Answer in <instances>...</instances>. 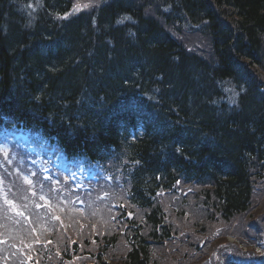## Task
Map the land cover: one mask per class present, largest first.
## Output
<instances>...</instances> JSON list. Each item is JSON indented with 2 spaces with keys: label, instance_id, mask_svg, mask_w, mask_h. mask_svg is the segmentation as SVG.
Instances as JSON below:
<instances>
[{
  "label": "trees",
  "instance_id": "obj_1",
  "mask_svg": "<svg viewBox=\"0 0 264 264\" xmlns=\"http://www.w3.org/2000/svg\"><path fill=\"white\" fill-rule=\"evenodd\" d=\"M194 41L203 56L190 52ZM263 54L264 0H0V115L68 156L138 163L137 217L125 241L111 231L97 236L85 264H178L181 250L167 259L163 248L178 226L191 221L201 235L200 218L243 216L246 229L264 220V199L263 208L254 199L264 186ZM11 96L15 104L3 111ZM120 99L137 112L116 111ZM134 117L150 135L129 143ZM175 181L194 190L197 217L184 221V202L169 217L158 204L155 191ZM21 241L51 242L36 246L30 264H73L78 253L51 234L23 233Z\"/></svg>",
  "mask_w": 264,
  "mask_h": 264
},
{
  "label": "rangeland",
  "instance_id": "obj_2",
  "mask_svg": "<svg viewBox=\"0 0 264 264\" xmlns=\"http://www.w3.org/2000/svg\"><path fill=\"white\" fill-rule=\"evenodd\" d=\"M83 6H84L83 3L77 5L78 8H82ZM263 57H264V54H263ZM254 196H255L254 199L257 200V202L259 201L258 204L256 205H259L261 202V199L264 197V186L263 187L260 186V188L255 191ZM64 213L65 215L62 218L61 225L67 226V228L66 230L63 228L57 229L56 232L52 235V241L57 242L60 247H62V245L65 243H67L68 245H72V244H75V242H78L79 244L78 248L81 247V250L78 252L76 256H73V258L75 259L72 260V263L79 264V261H80L83 264H85V260L88 257V255L85 254V251L87 250L90 251L91 249L93 250L94 248L96 250L97 246L93 245L94 244L93 239H95L97 235L98 236L109 235L108 227L99 224L96 218L93 216V214H88V213L73 214L70 212H64ZM240 218L241 217H238L231 224L223 227L224 229H226V232H230V234H228L223 239H221L222 242L219 243L220 245H222L221 250H220L221 252L219 251V254H221V258L227 259L228 257L233 256L235 259L238 257L241 260H246V262H250L258 258L259 260H256V261L263 263L262 260H264V255H261V254H257V255L249 254L248 255V254L236 253L235 252L236 249L234 248V246L228 244L227 241L231 240L229 236H231L232 232H234L235 230H239L240 233H245V234L249 233V230H250L249 227H247L246 229L244 228L245 226H242V224L246 223L248 220L246 218L245 219H240ZM111 232L114 233L117 231L112 229ZM227 237H228V240H227ZM225 245H228V247ZM238 251L240 250L238 249ZM172 253L173 251H170L168 256H166L165 258L173 259ZM241 257H243V259ZM164 262L165 260H161L159 261L158 264H163Z\"/></svg>",
  "mask_w": 264,
  "mask_h": 264
},
{
  "label": "bare ground",
  "instance_id": "obj_3",
  "mask_svg": "<svg viewBox=\"0 0 264 264\" xmlns=\"http://www.w3.org/2000/svg\"><path fill=\"white\" fill-rule=\"evenodd\" d=\"M115 98H116V96H115ZM115 98H114V100H115ZM8 99H9V101H7V102L4 103L5 107H4L3 111H6L5 108L8 105L15 104V99H14L13 96H11ZM111 104H112V106L114 107V109L116 111L121 112V113H124V114H127V115H131V114H134V113L137 112V111H135V109L131 105H127V103L126 102H123L121 99L119 101H117L116 103H115V101H113ZM86 113H87V111L84 110V113L83 114H86ZM144 116H147V115H144Z\"/></svg>",
  "mask_w": 264,
  "mask_h": 264
},
{
  "label": "snow or ice",
  "instance_id": "obj_4",
  "mask_svg": "<svg viewBox=\"0 0 264 264\" xmlns=\"http://www.w3.org/2000/svg\"><path fill=\"white\" fill-rule=\"evenodd\" d=\"M28 183H31V181H28Z\"/></svg>",
  "mask_w": 264,
  "mask_h": 264
}]
</instances>
